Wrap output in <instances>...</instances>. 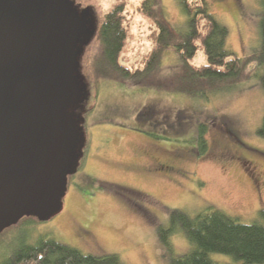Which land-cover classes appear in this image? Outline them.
<instances>
[{
  "label": "rangeland",
  "instance_id": "obj_1",
  "mask_svg": "<svg viewBox=\"0 0 264 264\" xmlns=\"http://www.w3.org/2000/svg\"><path fill=\"white\" fill-rule=\"evenodd\" d=\"M70 1L77 11L87 9L90 17L77 56L82 95L71 109L80 147L87 143V150L58 211L44 220L20 219L0 232V261L20 244L46 236L84 253H114L122 264H168L156 229L167 226L172 209L193 216L211 206L239 222H254L264 208V137L256 132L264 90L257 79L229 91H209L203 98L109 79L95 87L82 74L80 61L95 50V28L104 15L122 4L128 38L119 62L125 66H139L149 51L152 22L138 11L141 0ZM207 2L227 28V49L246 56L258 48L259 0ZM161 3L171 24L182 22L175 0ZM202 60L198 54L192 62ZM161 61L162 74H173L175 53L166 51ZM262 70L260 66L256 73ZM199 124L205 128L201 152L196 146ZM169 241L175 254L189 248L181 233ZM211 258L231 261L224 254Z\"/></svg>",
  "mask_w": 264,
  "mask_h": 264
},
{
  "label": "trees",
  "instance_id": "obj_2",
  "mask_svg": "<svg viewBox=\"0 0 264 264\" xmlns=\"http://www.w3.org/2000/svg\"><path fill=\"white\" fill-rule=\"evenodd\" d=\"M175 1L183 16L177 25L166 19L161 0L140 1L138 11L152 22V42L137 67L119 62L128 34L123 24L122 4L113 6L96 25V48L80 61L82 74L95 87L101 79H109L129 87H156L192 98H203L209 91H229L252 78H256L264 90V0H259V46L246 56H238L225 47L227 28L216 20L207 0ZM168 50L176 55L174 71L170 75L161 72V60ZM198 54L203 55L204 60L195 64L192 59ZM260 66L263 70L257 74ZM204 132L203 124H199L196 146L200 152L205 147ZM256 132L264 137V113ZM86 144L81 147L79 144L80 156L75 171L85 157ZM72 174L67 177V185ZM26 217L33 216L25 215L20 219ZM176 233L183 234L189 243L187 251L180 254L173 252L169 241ZM156 234L168 264H264V208L251 223L239 222L211 206L193 216L181 209H172L167 226H158ZM211 254L227 255L231 261H215ZM0 264L122 263L114 253H84L53 238L40 236L33 244L23 243L14 248Z\"/></svg>",
  "mask_w": 264,
  "mask_h": 264
},
{
  "label": "water",
  "instance_id": "obj_3",
  "mask_svg": "<svg viewBox=\"0 0 264 264\" xmlns=\"http://www.w3.org/2000/svg\"><path fill=\"white\" fill-rule=\"evenodd\" d=\"M76 14L70 0H0V232L58 211L75 171L81 136L71 109L89 32L74 30Z\"/></svg>",
  "mask_w": 264,
  "mask_h": 264
},
{
  "label": "flooded vegetation",
  "instance_id": "obj_4",
  "mask_svg": "<svg viewBox=\"0 0 264 264\" xmlns=\"http://www.w3.org/2000/svg\"><path fill=\"white\" fill-rule=\"evenodd\" d=\"M80 12L81 11H77V14H76V16H74L73 17V19H72V23H73V27H74V30H77V31H83V30H86V31H88L89 29H88V27H87V24H88V22L90 21V18H89V21L86 23L84 20H82V19H80ZM88 17H89V15H88ZM88 17L85 19V20H87L88 19ZM79 156H80V151L78 150V157H77V159H76V164H77V161H78V158H79ZM165 166H168V164H165ZM165 166H162L161 165V167L162 168H164ZM250 167H252L251 169L255 172V174H257V176H258V171H257V168H256V166L254 167L253 165H251V163H250ZM76 169V168H75ZM74 173V172H73ZM72 174V173H71ZM67 177H68V175H67ZM259 178V177H258ZM66 188H67V182H66ZM65 191H66V189H65ZM65 193V192H64ZM62 199V198H61Z\"/></svg>",
  "mask_w": 264,
  "mask_h": 264
}]
</instances>
